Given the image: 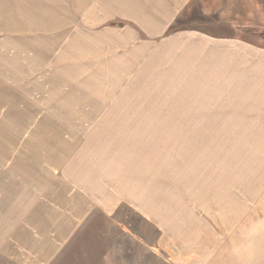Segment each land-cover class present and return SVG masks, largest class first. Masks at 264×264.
Listing matches in <instances>:
<instances>
[{
    "label": "rangeland",
    "instance_id": "1",
    "mask_svg": "<svg viewBox=\"0 0 264 264\" xmlns=\"http://www.w3.org/2000/svg\"><path fill=\"white\" fill-rule=\"evenodd\" d=\"M70 1L48 7L74 18ZM188 1L174 28L264 47V0ZM56 18L0 23V264H177V229L264 218V101L234 115L246 86L219 91L228 69L113 84L106 60L80 50L99 42Z\"/></svg>",
    "mask_w": 264,
    "mask_h": 264
},
{
    "label": "crops",
    "instance_id": "2",
    "mask_svg": "<svg viewBox=\"0 0 264 264\" xmlns=\"http://www.w3.org/2000/svg\"><path fill=\"white\" fill-rule=\"evenodd\" d=\"M58 1L0 0V23L6 27H14L19 32L20 22H48L51 15L56 14V19L63 23L59 27L66 28L67 15H61L59 7H48L66 4L65 0L60 3ZM188 2L71 0L69 4H73L76 12L74 18H68V22H73L74 25L66 29L68 33L73 32L77 39L85 35L91 41L99 42H92L96 48L92 46L90 49L80 50L91 52L92 57L95 56L94 60H106L107 76L113 81L121 80L113 84L129 85L130 82L126 84L122 80H125L129 71L134 70H168L170 75L177 71L182 76L196 75L209 80L213 79L210 70L219 71L217 74L223 75L228 69V74L221 80L229 77V82L219 81L218 90L241 92V87L246 86L244 98L233 96L229 98V102L234 103L230 106L234 115L251 117L255 105L264 101L263 97L259 98V95L264 96V47H257L233 34H211L208 30L174 28L179 12L184 10ZM101 16L104 22L100 23L103 25L100 29L87 31L80 24L82 21L93 23ZM115 22L120 23L114 25ZM21 27L22 25L20 29ZM27 32V37L32 38L34 31ZM62 35L63 32L59 34ZM257 49L263 50L258 53ZM8 64L9 69L14 71L10 76H14L17 63ZM217 100L226 102V99L220 97ZM222 116L225 117L226 114ZM242 214V211H235L228 224L225 217L223 221L214 217L215 222L212 224L210 220L202 218L200 229H187L184 232L183 229H177L172 238L185 241V244L180 242L171 248L177 264H264V218L246 217L243 218V223Z\"/></svg>",
    "mask_w": 264,
    "mask_h": 264
}]
</instances>
